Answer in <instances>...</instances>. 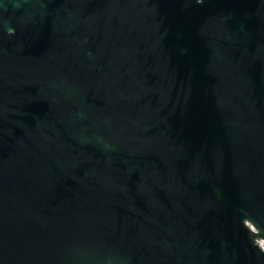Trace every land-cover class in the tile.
<instances>
[{
  "label": "water",
  "instance_id": "water-1",
  "mask_svg": "<svg viewBox=\"0 0 264 264\" xmlns=\"http://www.w3.org/2000/svg\"><path fill=\"white\" fill-rule=\"evenodd\" d=\"M264 0H0V264H264Z\"/></svg>",
  "mask_w": 264,
  "mask_h": 264
},
{
  "label": "built area",
  "instance_id": "built-area-1",
  "mask_svg": "<svg viewBox=\"0 0 264 264\" xmlns=\"http://www.w3.org/2000/svg\"><path fill=\"white\" fill-rule=\"evenodd\" d=\"M260 247L264 250V241L259 242Z\"/></svg>",
  "mask_w": 264,
  "mask_h": 264
}]
</instances>
